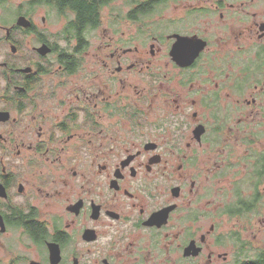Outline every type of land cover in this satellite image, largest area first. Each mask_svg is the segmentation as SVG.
<instances>
[{
  "label": "flooded vegetation",
  "instance_id": "af4514ba",
  "mask_svg": "<svg viewBox=\"0 0 264 264\" xmlns=\"http://www.w3.org/2000/svg\"><path fill=\"white\" fill-rule=\"evenodd\" d=\"M15 1L0 0V264L263 254L236 222L264 207V13L236 47V0L181 16L178 0ZM177 35L206 41L189 64Z\"/></svg>",
  "mask_w": 264,
  "mask_h": 264
},
{
  "label": "rangeland",
  "instance_id": "374dc122",
  "mask_svg": "<svg viewBox=\"0 0 264 264\" xmlns=\"http://www.w3.org/2000/svg\"><path fill=\"white\" fill-rule=\"evenodd\" d=\"M225 2H229L228 0H224ZM11 1L8 2V6ZM15 2H19L18 0ZM210 0L208 1V4H210ZM176 4V15L181 16L184 15V11L186 10L187 6L194 4V1L190 0H178L175 2ZM201 5V4H200ZM224 19L223 21H220L222 18L220 14L216 15L215 22L218 21L220 26L225 25L227 32L229 33L230 37L234 35V24L233 19L236 18V47L237 46H244V45H250L253 43L257 36L254 38H247V36L242 37V34L248 31L251 24H253L256 20H260L259 14L262 15L264 13V0H236V16L234 17L233 14H231L229 17V13L233 12V10H227L224 9ZM258 13L257 16L253 15L254 13ZM168 15V14H166ZM207 18L206 16H204ZM234 17V18H233ZM214 25V24H213ZM211 25V27L213 26ZM215 26V25H214ZM179 28H185L184 24H180ZM261 29V28H260ZM258 43V42H256ZM255 46V44H254ZM237 49V48H236ZM225 50L233 51L232 47L227 48L225 47L222 49L223 53ZM220 66H226V60L223 58V60L220 59L219 61ZM264 65V64H261ZM229 66H227L222 74L226 76L228 74ZM251 81V80H250ZM242 83V82H239ZM243 85V84H242ZM233 89L235 91V88L233 86ZM260 96V95H258ZM262 119V118H261ZM264 134V132H263ZM246 144H236V155L235 157H230L229 160L232 163V161H237L240 157L247 154L246 147L248 146ZM260 145L264 147V138L260 142ZM250 181V179H246L243 183V187L246 186V184ZM247 186L246 189L243 191V193L247 196L251 195V192L253 191L252 186ZM263 187V184L260 188ZM264 202V201H262ZM264 215V207L261 208L260 212L256 214L253 218L256 220L253 222L249 218L241 219V221L236 222V236L239 237V243L243 245L252 244L251 242H257L264 239V221L260 219ZM250 217V215H248ZM253 245V244H252ZM237 243H236V251H237ZM246 247V246H245Z\"/></svg>",
  "mask_w": 264,
  "mask_h": 264
},
{
  "label": "water",
  "instance_id": "95a60500",
  "mask_svg": "<svg viewBox=\"0 0 264 264\" xmlns=\"http://www.w3.org/2000/svg\"><path fill=\"white\" fill-rule=\"evenodd\" d=\"M177 37L178 40L176 43H178V45H182L178 51V58L183 65L191 63L198 56L200 53L199 51L206 45L205 40L195 38V36L190 37L177 35Z\"/></svg>",
  "mask_w": 264,
  "mask_h": 264
},
{
  "label": "trees",
  "instance_id": "16d2710c",
  "mask_svg": "<svg viewBox=\"0 0 264 264\" xmlns=\"http://www.w3.org/2000/svg\"><path fill=\"white\" fill-rule=\"evenodd\" d=\"M39 1H45V0H39ZM254 205H257V204H254ZM248 209H249V207H248ZM250 211H252V209H250ZM251 250H255V249L254 248L245 249L246 252H250ZM259 250H261V249H259ZM242 264H264V252H263V254L259 255L254 260H249V261L242 260Z\"/></svg>",
  "mask_w": 264,
  "mask_h": 264
}]
</instances>
